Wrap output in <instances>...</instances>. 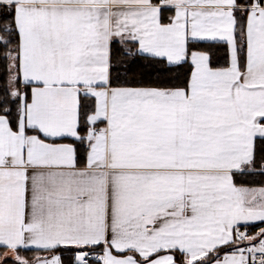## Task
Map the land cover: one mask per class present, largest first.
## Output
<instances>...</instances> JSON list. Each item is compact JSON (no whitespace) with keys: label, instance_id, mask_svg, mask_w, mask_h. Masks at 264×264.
Segmentation results:
<instances>
[{"label":"crops","instance_id":"1","mask_svg":"<svg viewBox=\"0 0 264 264\" xmlns=\"http://www.w3.org/2000/svg\"><path fill=\"white\" fill-rule=\"evenodd\" d=\"M3 6L19 37L8 86L21 104L17 130L0 113V264H61L21 253L61 246L106 249L102 264H249L233 229L264 225V2ZM190 43L227 44L230 65L211 67ZM221 247L232 249L199 263Z\"/></svg>","mask_w":264,"mask_h":264},{"label":"trees","instance_id":"2","mask_svg":"<svg viewBox=\"0 0 264 264\" xmlns=\"http://www.w3.org/2000/svg\"><path fill=\"white\" fill-rule=\"evenodd\" d=\"M260 3L264 0H258ZM239 5H252L254 0H238ZM244 29H245V16L237 13V40L238 45L244 42ZM19 41L18 33L15 28L13 10L8 6H3L0 14V113L5 115L15 130L18 129V123L20 118V100L12 98L9 90V53L12 46L16 45ZM242 47H244L242 45ZM203 50L209 54V62L213 68H226L230 65V53L229 46L225 43H190L189 52L192 50ZM86 116H81V133L85 129ZM77 161L83 165L86 162V154L88 151V145L84 141L76 143ZM264 163V139H258L256 142L255 150V165L261 166ZM237 183L257 185L262 184L263 181H256L251 175H237ZM76 247L61 246L49 251L38 249H22L21 253L28 259L42 258L45 256L53 255L56 253L61 254V264H76L73 261L72 253L76 250ZM232 249V247H221L203 258L202 262H209L219 256L221 253ZM181 259V255H178ZM89 264H102L101 260H91Z\"/></svg>","mask_w":264,"mask_h":264},{"label":"built area","instance_id":"3","mask_svg":"<svg viewBox=\"0 0 264 264\" xmlns=\"http://www.w3.org/2000/svg\"><path fill=\"white\" fill-rule=\"evenodd\" d=\"M239 245H246L252 253L249 264H264V225H238L233 229ZM106 249L78 248L73 253L76 264H89L91 260H102Z\"/></svg>","mask_w":264,"mask_h":264}]
</instances>
